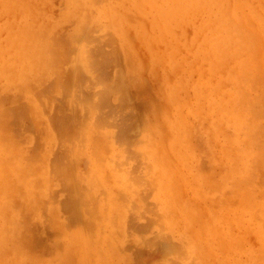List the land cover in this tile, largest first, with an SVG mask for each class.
Listing matches in <instances>:
<instances>
[{"label": "rangeland", "instance_id": "rangeland-1", "mask_svg": "<svg viewBox=\"0 0 264 264\" xmlns=\"http://www.w3.org/2000/svg\"><path fill=\"white\" fill-rule=\"evenodd\" d=\"M263 1L237 0L236 4L240 9L244 7V13H249L252 5L259 12ZM32 3L28 4V19L40 49L15 63L5 59V67L2 65L0 70V141L8 160L2 165H13L19 159L22 166L35 167L31 171L36 174L30 176L34 184H48L46 196L34 188L26 196L21 184L20 194L17 186V194V190L9 196L6 192L0 194L6 206H14L9 208L20 221V227L17 231L12 228L11 233L27 263L264 264V34L254 31L250 37L254 50L242 49L241 56L238 53L241 59L249 58L260 74L240 83L248 100L240 109H234L240 90L222 78L226 75L220 68L214 69L213 64L209 68L206 60L201 62L184 47L165 48L149 28L147 33L145 28L122 31L110 26L104 17L97 21L90 15L80 19V10L73 8L69 16L65 0ZM90 13L94 15L95 10L90 9ZM15 15L22 23L19 10ZM9 19V14L0 13V44L6 41L9 29L2 26ZM76 19L83 23H79L80 28L76 27ZM185 34L191 39L192 28H186ZM122 35L129 37L128 42ZM132 47L136 53L131 52ZM82 48L85 53H80ZM132 78L137 82L132 83ZM106 87L116 90L113 93ZM197 89L201 91L199 97ZM172 91L179 92L178 99L173 98ZM201 95L203 98L197 102ZM190 105H199L198 110L191 111ZM183 115L189 121L187 139L183 129L171 126ZM43 160H47L45 166ZM167 181L169 191L163 188ZM21 194L25 200L22 196L16 198ZM18 200H23L24 207L17 205ZM67 241L79 244L77 253L70 251ZM167 245L172 246L171 251L164 249ZM2 253L12 255L14 251L7 244V253Z\"/></svg>", "mask_w": 264, "mask_h": 264}, {"label": "bare ground", "instance_id": "bare-ground-1", "mask_svg": "<svg viewBox=\"0 0 264 264\" xmlns=\"http://www.w3.org/2000/svg\"><path fill=\"white\" fill-rule=\"evenodd\" d=\"M66 1V7H69L68 9V15L70 16V9L73 8L74 10H80L79 12L81 13V18L80 19H85V17L88 15H90L91 19L94 21L99 20L100 17H104L106 18L110 23V26H112L113 28H120L122 30V28H134L135 30L137 28H139L140 31H142V29H146L149 28L154 36L156 35L158 37V40L161 41V44L164 43V45L167 47H173L174 46H179V47H184L187 52H191V55H193L194 57L200 59V61L202 62V60H206V65H208V67L210 68L211 65L213 64L214 69L215 67H218L221 69V71L226 75H224L225 77H222L225 81H228L229 83L231 82L232 85L237 86L240 90V93L238 94V98L239 100L236 101L234 109H240L241 105L247 101V97L245 95L246 92H244L243 89L244 86L240 85V83H243V79L248 80L251 79V81L253 80V78L255 77V75L257 76L259 70H257V68L254 66L253 67V62H251V60L249 58H245L241 59L238 57V53L240 54V56L242 55V49H245V51H247L249 48H251V50H254V44H253V37H252V41L250 39L251 35L253 34L254 31L257 30V32L259 34H264V4H261L260 7L263 10H260L258 12V10L254 9V6H249L248 10L249 13L247 12H242L243 8H238L236 2L237 0H117V1H111V0H65ZM239 1V0H238ZM245 1V0H244ZM98 2V3H97ZM264 2V1H263ZM32 3V0L31 2ZM28 0H0V13L4 12L6 14H9L10 19L3 24L2 28H8V33H7V37H6V41L3 42L2 44H0V70L1 68H4L5 66L3 65L4 63H6L5 59H12L13 61L11 63H15L17 59L21 58L22 56L25 58H29L30 56H32L33 54H36L37 50L36 49H40L39 46L37 45V40L34 38L33 33L31 32V28H33V25L30 24L29 22V15L31 17V14H29L30 8L28 7L29 4ZM258 3V1H257ZM259 3H262V1H259ZM33 4V3H32ZM240 4V2H239ZM34 5V4H33ZM243 6L240 4V7ZM245 6V5H244ZM248 6V5H247ZM246 6V8H247ZM65 7V6H64ZM117 8L120 10V13H118L119 11H117ZM90 9H94L95 13L94 15H92L90 13ZM20 11V15L24 18L23 22H19L18 19L16 18V11ZM247 10V11H248ZM63 12V11H62ZM73 12V11H71ZM85 12H89V14H86ZM70 13V14H69ZM74 13V12H73ZM244 13V14H243ZM18 14V13H17ZM34 14V13H33ZM80 15H77L78 17ZM76 15H73V17ZM132 16H136L137 20H135L134 17ZM86 17V18H87ZM33 18V17H32ZM104 18H100V19H104ZM132 18V20H131ZM134 18V19H133ZM38 19V17H37ZM64 19V16H63ZM73 19V18H72ZM39 20V19H38ZM35 20V21H38ZM70 20V19H69ZM105 20V19H104ZM135 20V21H133ZM34 21V20H32ZM34 21V23H36ZM77 28H80L81 24H83L80 20H77ZM29 22V23H28ZM58 22V20L56 21ZM75 22V21H74ZM81 22V23H80ZM84 22V21H83ZM136 22V23H135ZM80 23V25H79ZM243 23V24H242ZM93 24V23H91ZM87 26V25H86ZM35 27V26H34ZM75 27V26H74ZM75 27V28H76ZM88 27V26H87ZM44 28V26H43ZM186 28H192L193 30V37L191 39H187L186 34H185V29ZM241 28H246V31H242ZM112 29V28H111ZM43 30V29H42ZM77 30V29H76ZM114 30V29H113ZM127 30V29H126ZM125 30V32H126ZM124 31V30H122ZM121 31L122 34H126L123 33ZM133 31V29H132ZM138 31V33L140 32ZM42 32V31H41ZM44 32V30H43ZM119 33V32H118ZM134 35L133 36H137L135 34H138L136 32H133ZM132 33V34H133ZM144 33V32H143ZM146 33H147V29H146ZM145 33V35H146ZM42 34V33H41ZM257 34V33H256ZM258 34V36H260ZM33 37H32V36ZM113 35V34H112ZM144 35V34H143ZM42 36V35H40ZM39 36V37H40ZM45 36V35H44ZM124 36V40H126L127 38L129 39V37L126 38L125 35H122L120 37ZM152 36V35H151ZM258 36L256 38H258ZM47 37V36H46ZM82 37V36H81ZM115 37V36H114ZM147 37V36H146ZM145 37V38H146ZM45 38V37H44ZM99 38V37H98ZM101 38V37H100ZM142 38V37H141ZM143 38V39H145ZM148 38H150L148 36ZM147 38V39H148ZM128 39L126 40L128 42ZM262 39V38H261ZM117 40V38L115 39ZM123 38H122V42H124ZM256 40V39H255ZM259 40V39H258ZM41 41V40H40ZM49 41V39L47 40ZM121 41V40H120ZM131 41V40H130ZM137 41H139L137 39ZM147 41V40H146ZM145 41V42H146ZM151 41V39L149 40ZM157 41V40H156ZM159 41V42H160ZM2 42V41H1ZM50 42V41H49ZM83 42V41H82ZM80 42V43H82ZM95 42V41H94ZM127 42H124V47L127 48ZM163 42V43H162ZM70 43V42H69ZM90 43V42H89ZM144 43V42H143ZM115 44V43H114ZM121 44V43H120ZM118 43V45H120ZM149 44V43H148ZM147 44V48L150 50V44L148 46ZM160 44V43H159ZM234 47L237 48L238 50H236ZM253 44V45H252ZM85 45V43H83V46ZM88 45V43H87ZM92 45V43H91ZM80 46V44L78 45ZM81 46V47H83ZM121 46H123V43L121 44ZM129 46V43H128ZM156 46V45H155ZM87 47V46H86ZM119 47V46H118ZM123 47V48H124ZM130 47V46H129ZM158 47V46H157ZM145 48V47H144ZM164 48V49H165ZM80 49V47H79ZM120 49V48H119ZM125 49V48H124ZM123 49V52L126 51ZM133 49V47L131 48ZM153 49V47H152ZM162 49V50H164ZM169 49V48H168ZM183 49V48H182ZM232 49L234 50V53H232ZM27 50V51H26ZM42 50V49H41ZM77 50V48H76ZM85 50V49H84ZM122 50V48H121ZM178 50V47H177ZM83 51L80 50V53ZM114 51V50H113ZM135 52L136 53V49L131 50V52ZM151 51V50H150ZM171 51V50H170ZM176 51V49H175ZM84 52V51H83ZM130 52V53H131ZM152 52V51H151ZM154 52V50H153ZM156 52V51H155ZM166 52V51H165ZM164 52V53H165ZM181 52V51H180ZM252 52V51H251ZM78 53V52H77ZM85 53V52H84ZM121 53V52H120ZM133 53V54H135ZM183 53V52H181ZM180 53V54H181ZM76 54V52H75ZM126 54V53H125ZM123 53V55H125ZM155 54V53H154ZM168 54V53H167ZM190 54V53H189ZM186 54V55H189ZM70 55V54H68ZM137 55V54H135ZM134 55V56H135ZM159 55V54H158ZM35 56V55H34ZM33 56V57H34ZM52 56V54H51ZM78 56V55H77ZM76 56V57H77ZM80 56V55H79ZM165 56V54H164ZM172 57V54H169V57ZM22 57V58H23ZM70 57V56H69ZM81 58L83 56H80ZM137 57V56H135ZM139 57V56H138ZM166 57V56H165ZM168 57V56H167ZM166 57V58H167ZM181 56H179L180 58ZM189 57V56H188ZM126 58H127V54H126ZM190 58V57H189ZM32 59V58H31ZM35 59V57H34ZM36 59L38 60V58L36 57ZM73 58H71L72 60ZM77 59V58H76ZM85 59V57H84ZM140 59V58H139ZM137 58V60H139ZM164 59V58H163ZM181 59V58H180ZM195 59V58H194ZM246 59V60H245ZM254 59V58H253ZM257 59V58H256ZM25 60V59H23ZM129 60V59H128ZM127 60V61H128ZM167 60V59H166ZM175 60V59H174ZM177 60V59H176ZM188 60V59H187ZM83 61V60H82ZM85 61V60H84ZM141 61V60H139ZM173 61V60H172ZM29 62V61H28ZM34 62V61H33ZM53 62V61H52ZM60 62V61H59ZM58 62V63H59ZM142 62V61H141ZM164 62V61H163ZM169 62V61H168ZM175 62V61H174ZM200 62V64H201ZM232 62H234V67L231 66ZM173 62H171L172 64ZM185 63V62H184ZM45 64V63H44ZM52 64V63H51ZM65 64V63H64ZM123 64V63H122ZM127 64V63H126ZM136 64V63H135ZM4 67H3V66ZM27 65H29L27 63ZM61 65V64H60ZM79 65L81 66V64L79 63ZM84 65V64H83ZM86 65V64H85ZM131 65V64H129ZM128 65V66H129ZM18 66V65H17ZM76 66V65H75ZM141 67H143V65L140 64ZM196 66V65H195ZM257 66V65H256ZM14 68V66H12ZM11 67V68H12ZM77 67H78V63H77ZM86 67V66H85ZM84 67V68H85ZM205 67V66H204ZM207 67V68H208ZM263 67V66H261ZM123 68V66H122ZM125 68V67H124ZM173 68V67H172ZM193 68V67H192ZM198 68V67H197ZM201 68V67H200ZM40 69V68H39ZM76 69V68H74ZM81 69V68H80ZM72 70V69H71ZM79 70V69H78ZM86 70V69H85ZM188 70V69H187ZM262 70V69H261ZM12 71V70H11ZM84 71V70H83ZM130 71V70H129ZM185 71V70H184ZM217 71V70H215ZM78 72V71H77ZM85 72V71H84ZM83 72V73H84ZM125 72V69H124ZM123 72V75H124ZM146 72V71H145ZM213 72V71H212ZM59 73V72H58ZM63 73V72H62ZM90 73V72H89ZM191 73V72H190ZM13 74V73H12ZM60 74V73H59ZM139 74H142L139 72ZM157 73H155L156 75ZM210 74V73H209ZM212 74V73H211ZM219 74V73H218ZM217 74V75H218ZM222 74V73H220ZM25 75V74H24ZM93 75V72H92ZM122 75V77H123ZM135 75V74H134ZM5 76V75H4ZM127 76V75H126ZM125 76V77H126ZM130 76V75H129ZM133 76V75H132ZM141 76V75H139ZM223 76V75H222ZM59 77V76H58ZM68 77V76H67ZM90 77V76H89ZM135 77V76H133ZM183 77V76H182ZM213 77V76H212ZM218 77V76H217ZM221 77V76H220ZM264 77V76H262ZM3 78V77H2ZM6 78V76L4 77ZM73 78V77H72ZM91 78H93L91 76ZM90 78V79H91ZM128 78V77H127ZM137 78V77H136ZM256 78V77H255ZM254 78V79H255ZM26 79V78H25ZM138 79V78H137ZM136 79V80H137ZM144 79V78H143ZM71 82H73V79H70ZM93 82V79H91ZM113 80V79H112ZM132 80V83L134 82L133 78L129 79ZM135 80V81H136ZM142 80V79H141ZM146 80V79H144ZM144 80H142V82H144ZM219 80V79H218ZM39 81V80H38ZM77 81V80H76ZM123 81V80H122ZM128 83L129 81L126 80ZM147 81V80H146ZM187 81V79H186ZM95 82V81H94ZM98 82V81H97ZM100 82V81H99ZM98 82V83H99ZM106 82V81H105ZM125 82V84L127 83ZM137 82V81H136ZM95 83V84H98ZM107 83V82H106ZM111 83V82H110ZM121 83V82H120ZM124 83V82H123ZM226 83V82H224ZM253 83V82H252ZM255 83V82H254ZM72 84V83H71ZM84 84V83H83ZM87 84V83H86ZM94 84V83H93ZM100 84V83H99ZM103 84V83H102ZM115 84V83H114ZM179 84V83H178ZM244 84V83H243ZM4 85V84H3ZM58 85V84H57ZM88 85V84H87ZM104 85V84H103ZM111 85V84H110ZM144 85V84H143ZM252 85V84H251ZM256 85V84H255ZM72 86V85H71ZM101 86V84H100ZM107 86V85H106ZM124 86V85H123ZM254 86V84H253ZM259 86V85H258ZM87 87V86H86ZM105 87V86H104ZM103 87V88H104ZM126 87V85H125ZM143 87V86H142ZM183 87V86H182ZM250 87V86H249ZM257 87V86H256ZM255 87V89H256ZM260 87V86H259ZM58 88V87H57ZM60 88V87H59ZM74 88V87H73ZM77 88V87H76ZM101 88V87H100ZM107 88V87H106ZM112 88H114V86H112ZM253 88V87H252ZM87 89V88H86ZM102 89V88H101ZM113 90L110 88H107V90ZM184 90L186 88H183ZM255 89L253 91H255ZM261 89H264V87H262ZM68 90V89H67ZM71 90V89H70ZM89 90V89H88ZM116 90V88L114 89ZM112 91L113 93L115 91ZM128 90V88H127ZM131 90V89H130ZM140 90V89H139ZM194 91V89H193ZM64 92V91H63ZM71 92V91H70ZM73 92V91H72ZM102 92V91H101ZM105 92V91H104ZM111 92V93H112ZM131 92V91H130ZM138 92V91H137ZM197 96H200V90L197 89ZM228 91H226L227 93ZM76 93V92H75ZM120 93V92H119ZM118 93V94H119ZM179 93V92H178ZM178 93L172 91L171 94L173 96L174 99H178ZM206 93V92H205ZM225 93V92H224ZM259 93V91H258ZM263 93V92H262ZM52 94V93H51ZM70 94V93H69ZM170 94V95H171ZM249 94V93H248ZM23 95V94H22ZM74 95V94H73ZM130 95V94H128ZM261 95V94H260ZM66 96V95H65ZM70 96V95H69ZM106 96V94H105ZM59 97V95L57 96ZM94 97V96H93ZM96 97V95H95ZM130 97V96H129ZM128 97V98H129ZM258 97V96H257ZM15 98V97H14ZM13 98V99H14ZM51 98V97H50ZM202 95L201 98L197 100V102H199L202 99ZM96 99V98H95ZM60 100V99H59ZM99 100V99H98ZM102 100V98H101ZM99 100V101H101ZM174 103H179V100H173L171 99ZM262 100V99H261ZM203 101V100H202ZM209 101V100H208ZM207 101V102H208ZM17 102V101H15ZM14 102V103H15ZM261 102V101H260ZM209 104L214 103L212 100H210L208 102ZM25 104V103H24ZM83 104V103H82ZM186 104V103H185ZM184 104V105H185ZM202 104V102L200 103V105ZM217 104V103H215ZM226 105V104H225ZM145 106V105H144ZM191 109L189 107V109L191 111H197L198 110V106L199 105H190ZM186 107H188L186 105ZM216 108V107H215ZM8 109V108H7ZM227 109V108H226ZM6 110V109H4ZM48 110V109H47ZM89 110V109H88ZM188 110V109H187ZM9 111V109L7 110ZM90 111V110H89ZM83 112V111H82ZM91 113V112H90ZM223 115V114H222ZM184 117L181 119L179 117V119H176L173 124L171 123V126L173 128H177V129H183L184 130V137L187 139L186 137V132H188V124L187 122V118L185 115H183ZM83 117V116H82ZM98 120V119H97ZM217 120V119H216ZM225 121V120H224ZM41 122V120H40ZM39 122V123H40ZM171 122V121H170ZM218 122V120H217ZM85 123V122H84ZM71 124V123H70ZM83 124V123H82ZM86 126V125H85ZM82 127V126H81ZM84 128V125L83 127ZM172 128V129H173ZM36 129V128H35ZM47 129V128H46ZM191 130V129H190ZM182 131V130H181ZM123 134V133H122ZM176 135V134H175ZM188 135V134H187ZM217 135V134H216ZM88 136V135H87ZM94 136V135H93ZM100 137V135H99ZM164 137V136H163ZM176 137V136H175ZM232 137L227 138L228 141H230ZM45 139V138H44ZM91 139V138H89ZM177 139V138H176ZM11 141V140H10ZM89 142V141H88ZM2 141H0V194L3 195L4 192H6L7 196H9L13 190H17L15 191L16 194L19 191V194L22 192L21 191V186L23 187V191L26 192V196H28L31 192L32 189L33 191L35 189H37L36 191H38L40 194H42L43 196L46 194L45 189L48 186V184H42L41 182L39 184H34V182L30 179L31 174L34 175L36 173H34L31 171L32 168L35 167H31V169L28 168V164L27 166L24 165L22 166L21 163L19 162L20 160L18 159L17 161L14 162L13 165H15V168H13V165H10L8 163H6V165H2V162H7V155L4 154L5 151V147L3 144H1ZM208 143V142H207ZM224 143V142H222ZM11 144V143H10ZM82 144V143H81ZM217 144V143H216ZM226 144V143H225ZM62 145V144H61ZM220 145V144H219ZM225 146V145H224ZM227 146V145H226ZM33 148V147H32ZM35 149V148H34ZM42 149V148H41ZM231 149V148H229ZM228 149V151H229ZM31 152H33L34 150H30ZM77 151V150H76ZM75 151V152H76ZM11 153L9 150L6 151ZM30 152V153H31ZM34 153V152H33ZM32 153V154H33ZM49 153V152H48ZM79 153V152H78ZM75 154V153H74ZM80 154V153H79ZM12 155V154H11ZM10 155V156H11ZM24 155V154H23ZM29 155V152H28ZM77 154H75L74 156H76ZM245 155V154H244ZM10 156L8 157V159L10 158ZM17 156H19L18 158H20V155L17 154ZM50 156V155H49ZM12 157V156H11ZM25 157H27L25 155ZM24 157V158H25ZM45 157V156H43ZM151 157V156H150ZM15 158V157H14ZM22 158V156H21ZM30 156L27 157V161L30 160ZM39 158V157H38ZM246 158V157H244ZM12 159V158H11ZM45 159V158H43ZM151 159V158H150ZM15 160V159H14ZM25 160V159H22ZM236 160H238L236 158ZM33 161V160H32ZM35 161V160H34ZM37 161H41L40 158L39 160L37 159ZM31 162V161H30ZM47 160H43V165H46ZM72 162V161H71ZM238 162V161H237ZM243 163V162H242ZM241 163V165H242ZM264 163V162H262ZM8 164V165H7ZM72 164L74 165V163L72 162ZM239 164V162H238ZM237 164V165H238ZM41 165V164H40ZM39 165V167H40ZM62 165V164H61ZM65 165V164H64ZM70 165V164H69ZM73 165H71L70 169H73ZM25 166L28 168H25ZM34 166V165H33ZM263 166V165H262ZM43 167V166H42ZM41 167V168H42ZM63 167V166H62ZM60 168L61 170H63V168ZM67 167V165L65 166ZM68 168V167H67ZM43 169V168H42ZM51 169V168H50ZM66 169V168H65ZM44 170V169H43ZM45 171V170H44ZM54 171V170H53ZM36 172V171H35ZM21 173H25V175H29V176H19L18 174ZM27 173V174H26ZM34 173V174H33ZM38 173V172H37ZM71 173V172H70ZM43 174H46L45 172ZM48 174V173H47ZM97 177H100V171L97 170L96 173ZM10 179V180H6V179ZM30 179V181L27 180ZM42 178H45L42 176ZM50 178V177H49ZM46 179V178H45ZM70 179L71 175H70ZM74 179V178H73ZM77 179V178H75ZM165 179V178H164ZM38 180V179H37ZM35 180V181H37ZM42 180V179H41ZM51 180V178H50ZM117 180V179H116ZM40 180H38L39 182ZM46 181V180H45ZM32 182V183H31ZM47 182V181H46ZM77 182V181H76ZM75 182V183H76ZM79 182V181H78ZM77 182V183H78ZM48 183V182H47ZM165 185L163 186V188L166 191H169L170 188V183L167 181L166 183L163 182ZM244 182L239 183V186L241 187V184ZM16 184V185H15ZM42 184V185H41ZM81 185V184H80ZM19 187V190L17 187ZM70 186V185H69ZM78 186V184H77ZM68 187V186H66ZM21 188V189H20ZM69 188V187H68ZM67 188V189H68ZM82 188V187H81ZM162 188V190H163ZM66 189V190H67ZM72 189V188H71ZM255 189V188H252ZM55 190V189H54ZM70 190V188H69ZM77 189L75 188V191ZM240 190V188H239ZM71 191V190H70ZM255 191V190H254ZM3 192V193H2ZM78 192V191H76ZM75 192V193H76ZM161 192V191H160ZM163 192V191H162ZM161 192V194H162ZM79 193V192H78ZM239 193V191H238ZM13 195V194H12ZM158 195V194H157ZM17 196H22L23 200H25V197H23L24 195H16ZM6 197V196H5ZM96 197V196H95ZM253 197V196H251ZM28 198V197H27ZM34 198V197H33ZM38 198V197H37ZM73 198V197H72ZM172 198V197H171ZM170 198V200H171ZM175 198V196H174ZM39 199V198H38ZM74 199V198H73ZM78 199V198H77ZM76 198L74 200H77ZM167 199V198H166ZM169 199V197H168ZM22 200V201H23ZM29 199V203H30ZM95 200V199H94ZM11 203L13 204L12 201L13 200L10 199ZM19 201V200H18ZM22 201L17 204L19 207H24L22 204ZM164 201V200H163ZM169 201V200H167ZM32 202V200H31ZM34 202L35 199H34ZM241 202V201H240ZM239 202V203H240ZM24 203V202H23ZM28 203V202H27ZM28 203V207L31 206ZM41 203V202H40ZM75 203V201H74ZM249 203V202H248ZM33 204V203H32ZM199 204V203H197ZM251 204V203H250ZM11 205V204H10ZM9 205V207H10ZM16 205V206H17ZM36 205V204H35ZM78 205V204H77ZM125 205V204H124ZM166 205V204H165ZM200 205V204H199ZM17 206V208H18ZM34 206V205H33ZM38 206V205H37ZM46 206V205H45ZM100 206V205H99ZM102 206V205H101ZM191 206V205H190ZM8 206H6L5 202L2 201V199H0V264H28L26 261L25 256L23 255V252L20 250L19 246L15 244V242L17 241H13V235L11 233L12 228H15L17 231V226H19V219L18 221H16V216L14 214V210H10L12 207L14 208L13 205H11V208H9ZM35 207V206H34ZM32 207V208H34ZM67 207V206H66ZM130 207V206H129ZM164 207V206H163ZM205 207V205H204ZM245 207V206H244ZM254 207H257L256 205ZM263 207V206H262ZM177 208V207H176ZM199 208V206H198ZM243 208V207H242ZM19 209V208H18ZM29 209V208H28ZM36 209V207H35ZM141 209V208H140ZM191 209V207H190ZM194 209V207H193ZM202 209V208H201ZM241 209V208H240ZM34 210V209H33ZM185 210V209H184ZM261 210V208H260ZM3 211L7 212V215L5 214V216L8 217V221H5L6 217H4ZM27 211V210H26ZM31 211V210H28ZM152 211V210H151ZM163 211V210H162ZM169 211V210H168ZM5 212V213H6ZM33 213V211H31ZM172 212V211H170ZM30 214V212H28ZM175 214V212H173ZM187 213V212H186ZM194 213V212H193ZM196 213V212H195ZM206 213V212H205ZM245 213V212H244ZM28 214V215H29ZM34 214V213H33ZM32 214V215H33ZM154 214V213H153ZM167 214V213H166ZM169 214V213H168ZM167 214V216H168ZM255 214V213H254ZM19 215V214H18ZM100 215V214H99ZM151 215V213H150ZM164 215V213H163ZM264 215V214H263ZM34 216V215H33ZM136 216V215H135ZM175 216V215H174ZM173 216V217H174ZM256 216V214H255ZM169 217V216H168ZM4 218V219H3ZM21 218V217H20ZM161 218V217H160ZM194 218V217H193ZM89 219V218H88ZM223 219V218H222ZM256 219V218H255ZM22 220V218H21ZM160 220V219H159ZM36 221V220H35ZM259 222V220H256ZM30 222V221H29ZM154 222V221H153ZM262 222V221H260ZM58 223V222H57ZM115 223V222H114ZM22 224V223H21ZM79 224V223H78ZM77 224V225H78ZM6 225V227H4ZM26 225V224H25ZM24 225V226H25ZM75 225V224H74ZM114 225V224H113ZM147 225V224H146ZM253 225V224H252ZM61 226V225H60ZM63 226V225H62ZM61 226V227H62ZM161 226V225H160ZM163 226V225H162ZM255 226V223H254ZM23 227V226H21ZM59 227V226H58ZM27 228V227H26ZM25 228V229H26ZM50 228V227H49ZM65 228V227H64ZM256 228V227H255ZM254 228V229H255ZM14 229V230H15ZM22 229V228H21ZM253 229V230H254ZM263 229V227H262ZM23 230V229H22ZM260 231L261 228L259 229ZM257 230V232L259 233L260 231ZM14 231V232H16ZM20 231V230H19ZM25 231V230H24ZM28 231V230H26ZM252 231V229H251ZM13 232V233H14ZM184 233V232H183ZM262 233V232H261ZM19 234V233H18ZM55 235V234H54ZM65 235V234H64ZM75 235V234H74ZM167 235V233H166ZM81 236V235H80ZM257 236V235H256ZM263 237V236H262ZM16 238V237H15ZM23 238V236H22ZM264 238V237H263ZM166 238H164L165 240ZM82 240V239H81ZM160 240H163V238H161ZM163 240V242H164ZM19 241V240H18ZM71 241V240H70ZM167 241V239H166ZM59 243V242H58ZM7 244L11 245V249L14 251V253H12V255L7 253ZM20 244V242H19ZM67 245V247L70 249V251L77 253L78 249V245H74V243L72 242H66L65 243ZM84 244V243H82ZM167 244V242H166ZM165 245V244H164ZM82 246V245H81ZM85 246V245H84ZM168 246V245H167ZM165 247L164 249H171L170 247H172L171 245H169L168 247ZM62 248V245H61ZM85 248V247H84ZM83 249V248H82ZM172 250V249H171ZM169 250V251H171ZM255 250V249H254ZM61 251V250H60ZM83 251V250H82ZM2 252H6L7 254H3ZM79 253V252H78ZM87 253V252H86ZM259 253V252H258ZM262 253V252H261ZM168 254V253H167ZM260 254V253H259ZM177 255V254H176ZM253 255V254H252ZM262 255V254H261ZM260 255V256H261ZM257 256V255H256ZM259 256V255H258ZM263 256V255H262ZM3 257V259L1 258ZM29 257V256H28ZM196 257V256H195ZM199 257V256H198ZM259 258V257H258ZM262 258V257H261ZM260 258V260H261ZM91 259V258H90ZM197 259V258H196ZM201 259V258H200ZM31 260V259H30ZM160 260V259H159ZM199 261V260H198ZM204 261V260H203ZM206 261V260H205ZM207 262V261H206ZM257 262V261H256ZM262 262V261H261ZM49 263V262H48ZM57 263V262H55ZM201 263V262H200ZM258 263V262H257ZM263 263V262H262ZM51 264V263H49ZM69 264V263H66ZM178 264V263H177ZM186 264V263H185ZM207 264V263H206ZM260 264V261H259Z\"/></svg>", "mask_w": 264, "mask_h": 264}]
</instances>
